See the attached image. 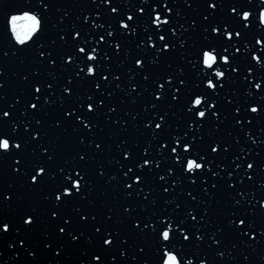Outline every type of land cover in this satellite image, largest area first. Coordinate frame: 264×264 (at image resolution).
<instances>
[{
	"label": "water",
	"instance_id": "1",
	"mask_svg": "<svg viewBox=\"0 0 264 264\" xmlns=\"http://www.w3.org/2000/svg\"><path fill=\"white\" fill-rule=\"evenodd\" d=\"M261 9L264 0H0V139L20 145L0 150V264H165L168 254L264 264ZM26 13L41 30L20 44L11 17ZM156 14L170 23L157 28ZM212 49L230 63L205 68ZM188 158L204 169L185 172Z\"/></svg>",
	"mask_w": 264,
	"mask_h": 264
},
{
	"label": "snow or ice",
	"instance_id": "2",
	"mask_svg": "<svg viewBox=\"0 0 264 264\" xmlns=\"http://www.w3.org/2000/svg\"><path fill=\"white\" fill-rule=\"evenodd\" d=\"M115 11H116V9H113V12H115ZM232 11L235 12L236 10L233 9ZM249 14H250L249 11H243L242 20H248L249 19ZM161 17L162 16L160 14H156V16H155V19L157 21V28H159L160 24L167 25V24L170 23V21L167 18H164L163 20H161ZM132 19H133V17L130 16V15L127 17V20H129V21H131ZM18 21H26L27 22V25H26V29L27 30L26 31L21 32L18 29V24H17ZM259 21H260L261 25H264V9H261L259 11ZM120 26L122 28H124V29H127L129 27V25L124 23L123 21L121 22ZM245 26H247V25L245 24ZM11 28H12L13 34L15 35L16 41L18 43H20V44H23L25 41L30 39L33 36V34L39 32L41 30V19L37 18V16H35V15H29L27 13L25 15H23V16H12L11 17ZM211 31H212L213 34H218L220 29L217 28V27H212ZM109 35H112V33L109 32ZM240 36H241V33L238 32V31L233 33V32L225 30V32H224L225 39H227L229 41L233 40L234 37L235 38H239ZM159 39L161 41H164L166 38L164 36H160ZM149 41H151V39ZM255 43H256V45L257 44L261 45L262 43H264V41H261L260 39H256ZM168 48H169V46L167 44H165L164 45V49L168 50ZM235 50L237 52H239V49H235ZM85 51L86 50L84 48H82V47L79 48V52L80 53H85ZM95 51H96V49L92 50V52H95ZM225 51H227V49H225ZM213 53H215V54H213ZM218 58L225 65L230 63V58H229L228 55H217L215 49L203 50L202 51V62H203L204 67L207 68V69H212L214 65L216 66L218 64ZM96 59H97V57H95V56H87V60H96ZM136 64H137V66H141L142 67V62L140 60H137ZM86 71H87V75L92 76V75H94L95 69H94L93 66H88ZM233 71L235 72L236 69L233 68ZM225 75L226 74H225L224 71L216 70L215 71V79H216V81L222 80L223 78H225ZM207 81H208V83L206 85L207 89H211V90L214 91L216 89V87H217L216 83H214V81L212 79H210V78L207 79ZM181 84H183V81H181ZM159 87L163 88V85H159ZM256 87L259 88L260 85L257 84ZM35 91L39 92L40 89L36 88ZM65 91H67V89ZM200 96L201 95H196L197 98L194 101V104L196 106H199L202 103L201 99L199 98ZM157 98H159V97H157ZM173 99H176L175 95L173 96ZM31 107L32 108H36L37 105L32 104ZM209 107L211 108V107H213V105H209ZM193 109H199V108H194L192 106V100H191V106L189 108V112H191ZM88 110L89 111H93V107L91 105H89L88 106ZM250 111H251V113L256 114L258 112V108L253 106V107L250 108ZM197 113H198V116H197ZM4 115L7 116L8 113H4ZM195 115H196L197 118L199 117L198 119H204V118H206L207 114H206V112L204 110H198V111L195 112ZM214 115H215V113H214ZM155 128L156 129H160L161 128V124L157 123L155 125ZM175 143H176L177 146H174L171 149L173 154L177 153V147L179 146V142L178 141H176ZM11 147L20 148V145L19 144H15V145L11 144L10 145L8 139H0V150H5L4 152H7V151H9V149H11ZM217 150L218 149L216 147H213L211 149V151L213 153L217 152ZM183 151L185 153L190 152L191 151L190 145L189 144H184L183 145ZM177 160H178V157H177ZM186 161H187V164H186V167H185V164H184V171L189 173V174H192L194 169L203 170L204 167H205V165L201 164L200 162L197 163L196 159L188 158V159H186ZM149 163L150 162L147 161V160L144 161V164H146V165L149 164ZM247 167L249 169H251L253 167V165L251 163H249L247 165ZM43 171H44L43 168L38 169L37 172H36V175H34L32 177V181L36 182L37 181V177L39 175H41L43 173ZM68 179H71V178L68 177ZM73 181H74V183H73ZM71 186H72V189L79 190L82 187V184L78 180H72L71 181ZM129 187H130V185H129ZM70 194H71V192H70V190L68 188H65L63 190V195L64 196H68ZM56 200L57 201L61 200V195H57L56 196ZM260 206H261V208H264V203H261ZM24 223L28 224V223H30V221L29 220H25ZM239 223L243 224L244 221L241 220V221H239ZM166 228L169 229V230H165ZM5 230H7V226H5ZM170 230H172V229H171V226L169 225V226L164 227L163 230L160 232V238L162 237L163 241H165V242L170 241V239H171ZM61 231H63V230H61ZM188 238H189L188 236H184L185 240H187ZM104 243L108 244V243H110V241L105 240ZM165 264H181V260L178 259L176 255L168 254L167 260L165 261ZM187 264H192V262L191 261H187Z\"/></svg>",
	"mask_w": 264,
	"mask_h": 264
}]
</instances>
